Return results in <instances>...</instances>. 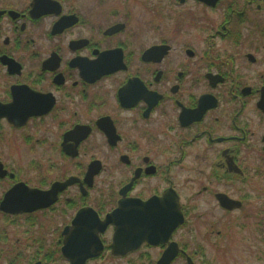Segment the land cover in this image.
<instances>
[{"label": "flooded vegetation", "instance_id": "1", "mask_svg": "<svg viewBox=\"0 0 264 264\" xmlns=\"http://www.w3.org/2000/svg\"><path fill=\"white\" fill-rule=\"evenodd\" d=\"M263 171L264 0H0V264H209Z\"/></svg>", "mask_w": 264, "mask_h": 264}, {"label": "rangeland", "instance_id": "2", "mask_svg": "<svg viewBox=\"0 0 264 264\" xmlns=\"http://www.w3.org/2000/svg\"><path fill=\"white\" fill-rule=\"evenodd\" d=\"M250 184L251 189L263 192L232 213L231 232L218 240H197L205 248L209 264H264V171L262 178Z\"/></svg>", "mask_w": 264, "mask_h": 264}, {"label": "water", "instance_id": "3", "mask_svg": "<svg viewBox=\"0 0 264 264\" xmlns=\"http://www.w3.org/2000/svg\"><path fill=\"white\" fill-rule=\"evenodd\" d=\"M234 204V205H230V204ZM240 205V203L238 201H234L231 199H227V201L224 203V207L228 208V209H233V208H237ZM169 213H168V221L166 223L163 224V231H165L166 233H170L172 231V229H174L178 224H181L184 219H183V215L180 213V211H174V209H178V206L176 203L172 204V202H169ZM116 212H113L112 214L108 215L107 219H112L114 216H116ZM174 212V213H173ZM175 216V218H174ZM126 228L123 227H118L117 229H115V234H114V240L116 241V239L125 237L127 240L129 241H133L134 239L130 240L128 238V235L132 234L130 230V228L128 227L129 225H126ZM130 232V233H129ZM127 236V237H126ZM143 240L145 241H151L153 240L152 238H148V237H138L136 240V243L139 244L140 242H142ZM160 240H166L165 238L160 239Z\"/></svg>", "mask_w": 264, "mask_h": 264}]
</instances>
